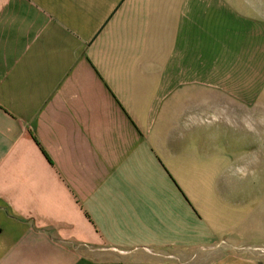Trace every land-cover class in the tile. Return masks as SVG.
I'll list each match as a JSON object with an SVG mask.
<instances>
[{
    "label": "crops",
    "instance_id": "crops-1",
    "mask_svg": "<svg viewBox=\"0 0 264 264\" xmlns=\"http://www.w3.org/2000/svg\"><path fill=\"white\" fill-rule=\"evenodd\" d=\"M263 94L264 0H0V264H264L184 186L185 119Z\"/></svg>",
    "mask_w": 264,
    "mask_h": 264
},
{
    "label": "rangeland",
    "instance_id": "rangeland-1",
    "mask_svg": "<svg viewBox=\"0 0 264 264\" xmlns=\"http://www.w3.org/2000/svg\"><path fill=\"white\" fill-rule=\"evenodd\" d=\"M184 144L195 145L185 151L189 155L188 171H184L186 189L206 196L236 192V206L243 211L236 222L249 226L248 239L264 243V94L243 116L241 112L218 117L204 113L201 118L185 119ZM253 157L259 160L253 165L256 179L232 174L231 168L247 166Z\"/></svg>",
    "mask_w": 264,
    "mask_h": 264
},
{
    "label": "clouds",
    "instance_id": "clouds-1",
    "mask_svg": "<svg viewBox=\"0 0 264 264\" xmlns=\"http://www.w3.org/2000/svg\"><path fill=\"white\" fill-rule=\"evenodd\" d=\"M249 127V130L252 131L253 129ZM259 160L257 157H253L252 161L249 165L245 166V165H237L234 166L233 168H231V172L233 175L238 176L240 179H246V178H252V179H256L257 178V174L253 168L254 164H258Z\"/></svg>",
    "mask_w": 264,
    "mask_h": 264
}]
</instances>
